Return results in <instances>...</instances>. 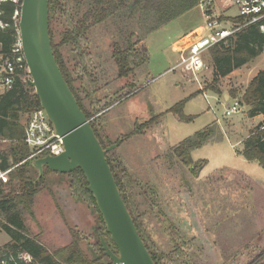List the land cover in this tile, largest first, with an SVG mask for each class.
<instances>
[{"label":"rangeland","instance_id":"1","mask_svg":"<svg viewBox=\"0 0 264 264\" xmlns=\"http://www.w3.org/2000/svg\"><path fill=\"white\" fill-rule=\"evenodd\" d=\"M214 1L203 0L204 4ZM202 7L203 3L153 32L139 46L147 48L148 63L126 78L118 77L113 58L112 42L120 39L121 33L120 25L112 21L93 28L89 36L96 87L88 86L87 77L85 86L82 84L76 54L68 47L61 52L105 147L121 142L108 157L128 185L127 192L133 195L137 205L134 214L145 240L154 253L167 256L161 264H254L264 257V169L243 157V142L262 118H249L248 108L240 101L253 78L264 69V54L222 79L219 93L211 90L213 69L207 53L203 56L206 68L197 76L172 71L179 60L172 45L179 35L205 24ZM226 8L228 15L238 17L235 6ZM216 17L227 27L236 24L226 15ZM130 28L121 26L124 34ZM56 30L55 42L59 44L61 30ZM29 79L26 75L25 80ZM183 101L184 114L194 117L190 123L169 113ZM235 103L239 104L238 113L227 116L226 110ZM29 119V115L24 117L25 127ZM153 119L156 123L143 134L135 132ZM210 126L215 134L192 151L195 167L179 163L174 150ZM9 145L1 142L0 150ZM43 178L44 189L33 210L37 212L35 218L41 213L40 219L43 213L44 218L54 215L50 222L44 221L53 231L47 235L38 218L35 221L25 213L29 236L54 251L71 244L76 235L84 253L97 258L105 225L96 205L74 186L72 177L45 169ZM79 209L85 212L83 222L77 216V212L82 214ZM79 222L82 229L77 226ZM180 236L183 242L178 240ZM7 242L10 238L0 229V249Z\"/></svg>","mask_w":264,"mask_h":264},{"label":"trees","instance_id":"2","mask_svg":"<svg viewBox=\"0 0 264 264\" xmlns=\"http://www.w3.org/2000/svg\"><path fill=\"white\" fill-rule=\"evenodd\" d=\"M22 3L23 0H0V62L11 58L14 48L20 42L19 21ZM202 3L204 4L203 0H50V34L54 54L64 78L88 120L92 114L85 108L83 100L74 87L75 79L67 66L61 48L68 47L76 54L75 58L79 67L82 68L83 77H80L82 84L85 86L84 77H87L88 86L96 87L97 79L91 72L93 68L95 69V63L93 55L89 52V36L93 28L112 21L120 25L119 33H121V38L112 42L113 58L119 70L118 77L126 78L132 75L134 69L148 63L147 48L139 46L153 32ZM233 22L240 25L246 23L241 17L233 18ZM125 24L131 27L126 34L121 30V26ZM56 27L61 30L59 44L55 42ZM263 54L264 18L256 23L243 26L226 44L217 45L207 52L213 69L211 90L219 93L217 87L222 79L252 63ZM26 75L30 76L29 73L18 72L12 89L0 95V143L10 144L4 150H0V172L10 171L7 183L0 180V229L10 238V242L0 249V264H101L102 261L112 264L101 248L97 258H89L79 246L75 234L71 244L54 251L47 249L38 238L29 236L24 214L35 219L33 207L37 195L44 189V178L37 181L38 172L32 165L33 161L28 160L32 152L26 143V127L23 125V120L25 116L30 117L42 108L31 86V80H25ZM87 93L89 95L90 92L87 91ZM232 97L236 99L235 96ZM185 103L186 101L177 104L169 110V113L174 114L184 123H190L194 117L184 114ZM240 104L248 108L249 118H262V121L251 130L243 142V157L248 161L258 162L264 169V69L253 78ZM156 120L153 119L137 127L135 132L143 134L156 123ZM91 126L101 145L106 148L97 127L93 123ZM214 134L215 128L210 126L181 142L174 150V157L179 163L194 168L192 151L208 143ZM108 156L109 154L107 160L122 198L134 219L140 236L155 264H161L162 259L167 256L154 253L148 241L145 240L141 224L134 214L137 205H135L133 195L127 192L128 185H125L116 166ZM201 165H203L202 162ZM45 169L54 173L47 167ZM63 176L72 177L76 183L74 186L81 188L86 193V197L96 205L93 194L87 189V179L81 170ZM102 237L108 246L117 252L105 226ZM178 240L183 242V237H178ZM179 248L175 250L176 253ZM24 256L30 257L31 260H25ZM254 264H264V257L263 260Z\"/></svg>","mask_w":264,"mask_h":264},{"label":"water","instance_id":"3","mask_svg":"<svg viewBox=\"0 0 264 264\" xmlns=\"http://www.w3.org/2000/svg\"><path fill=\"white\" fill-rule=\"evenodd\" d=\"M49 7L50 0H23L19 21L20 42L31 86L64 146L59 156L33 161L38 180L44 176L46 167L60 175L81 170L117 248L114 252L102 238L104 255L112 264H155L107 160V155L121 142L108 148L101 145L64 78L53 50Z\"/></svg>","mask_w":264,"mask_h":264},{"label":"built area","instance_id":"4","mask_svg":"<svg viewBox=\"0 0 264 264\" xmlns=\"http://www.w3.org/2000/svg\"><path fill=\"white\" fill-rule=\"evenodd\" d=\"M230 1L238 9V17L243 18L246 23L227 27L213 13L210 14V5L203 4L205 24L175 44L179 61L171 68L172 71L180 70L187 75L197 76L206 68L204 54L217 45L226 44L243 26L264 18V0ZM18 72L29 73L21 42L14 48L11 58L0 62V92L12 89ZM238 107L239 104L235 103L226 110V115L232 116L238 113ZM26 143L32 152L28 160L32 161L46 156H59L64 152L62 138L56 134L53 124L43 109L30 116L26 126ZM9 172H0V180L3 183L8 182ZM25 260L31 259L29 257Z\"/></svg>","mask_w":264,"mask_h":264},{"label":"crops","instance_id":"5","mask_svg":"<svg viewBox=\"0 0 264 264\" xmlns=\"http://www.w3.org/2000/svg\"><path fill=\"white\" fill-rule=\"evenodd\" d=\"M208 5H210V7H211V10H212V13L215 15V16H218V15H226V17H229V18H233V16H231V15H228L227 13H226V11H227V8L226 7H230V6H232V3H231V1L230 0H216V1H214L212 4H209V3H207ZM227 4V6L225 7V5ZM201 26H203V24L202 25H200V26H198V27H195V28H192V29H190V30H188V31H186V33H184V35H179L177 38H176V40L174 41V43H173V45H172V51L174 52V53H176L177 55H179L177 52H176V50H175V44L176 43H178L180 40H182L184 37H186L187 35H189L190 33H192L193 31H195L196 29H198V28H200ZM179 61V60H178ZM173 68V67H172ZM2 93H4V92H0V95L2 94ZM225 99L226 100H228V96H226L225 95ZM39 195L40 194H38L37 195V197H39ZM37 197H36V199L35 200H37ZM35 204V203H34ZM82 213V214H78V212H77V216L78 217H80L81 219H82V222H83V220H84V217H85V212L83 211V210H80L79 209V213ZM34 213H35V215H36V210L34 209ZM42 214V213H41ZM41 214H39V216L41 215ZM48 215H51L50 213L48 214ZM39 216L38 217H36L35 218V221H37V218H38V223L39 222H41L40 224H42V226L44 227V231L45 232H48L47 233V235H50L51 233H52V229L50 228L51 227V225H44V221H47V222H50L51 220H52V216H54V215H51V216H49V217H45L44 218V213H43V219H40L39 218ZM77 226L78 227H80V229H82V226H83V223H77ZM47 229V230H46ZM51 229V230H50ZM46 236V234L43 236V237H45ZM8 243V242H7ZM45 246V245H44ZM47 248V247H46ZM28 257V256H27ZM27 261H29V260H27Z\"/></svg>","mask_w":264,"mask_h":264}]
</instances>
